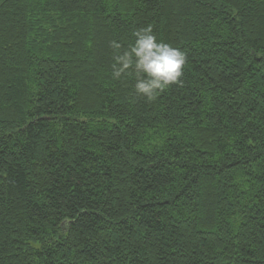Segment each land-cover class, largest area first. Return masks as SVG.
<instances>
[{
  "label": "trees",
  "instance_id": "obj_1",
  "mask_svg": "<svg viewBox=\"0 0 264 264\" xmlns=\"http://www.w3.org/2000/svg\"><path fill=\"white\" fill-rule=\"evenodd\" d=\"M148 24L151 102L109 47ZM0 264H264V0H0Z\"/></svg>",
  "mask_w": 264,
  "mask_h": 264
},
{
  "label": "clouds",
  "instance_id": "obj_2",
  "mask_svg": "<svg viewBox=\"0 0 264 264\" xmlns=\"http://www.w3.org/2000/svg\"><path fill=\"white\" fill-rule=\"evenodd\" d=\"M134 41L127 47L117 39L109 41L114 50L111 76L119 80L132 77L136 94L154 101L167 88L182 84L187 53L171 43L158 39L152 24L132 33Z\"/></svg>",
  "mask_w": 264,
  "mask_h": 264
}]
</instances>
